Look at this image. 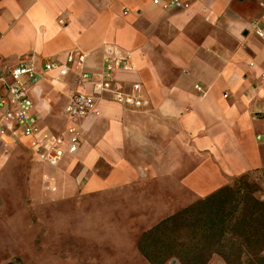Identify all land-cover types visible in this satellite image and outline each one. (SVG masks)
Masks as SVG:
<instances>
[{
	"label": "crops",
	"instance_id": "crops-1",
	"mask_svg": "<svg viewBox=\"0 0 264 264\" xmlns=\"http://www.w3.org/2000/svg\"><path fill=\"white\" fill-rule=\"evenodd\" d=\"M261 4L189 0L183 9L163 10L151 0H0V88L23 57L32 58L43 74L30 90L38 128L63 135L75 125L81 136L78 151L56 167L38 162L26 139L0 136V168L7 148L24 145L39 167V185L29 188L33 205L70 202L78 209L86 199L90 210L92 199L122 192L125 203H137L124 208L126 217L132 208L154 212L147 231L218 190L245 182L258 190L264 185V34L251 24L264 30ZM107 46L128 54V70L114 77L124 93L139 85L142 108L104 95L99 117L69 122L64 107L78 90L80 67L71 64L59 77L45 73L42 62L64 63L78 50L83 70L97 76ZM133 221L98 225L110 234L135 227ZM114 232L118 242L122 236ZM141 236H129L130 246L110 264H150L137 247Z\"/></svg>",
	"mask_w": 264,
	"mask_h": 264
},
{
	"label": "rangeland",
	"instance_id": "rangeland-1",
	"mask_svg": "<svg viewBox=\"0 0 264 264\" xmlns=\"http://www.w3.org/2000/svg\"><path fill=\"white\" fill-rule=\"evenodd\" d=\"M4 155L8 162L0 168V264H97L103 261L110 264L113 256L124 251V246H130L125 243L129 242V236H141L154 220V212H138V208H132L134 210L126 217L124 208L136 207L137 203H125L122 192L92 199L89 203L95 207L91 206L90 210L86 209V199L79 201L83 206L78 209H72L70 202L57 208L33 205L29 188L39 185V167L24 145L7 148ZM246 184L248 187L244 190H255L253 184ZM254 196L264 197V185L256 189ZM88 218L90 223L85 221ZM119 218L132 219L136 226L109 229L122 236L116 242L107 228L98 223ZM127 252L130 254V249L127 248ZM165 264L179 262L169 259ZM208 264L224 262L213 256Z\"/></svg>",
	"mask_w": 264,
	"mask_h": 264
},
{
	"label": "built area",
	"instance_id": "built-area-1",
	"mask_svg": "<svg viewBox=\"0 0 264 264\" xmlns=\"http://www.w3.org/2000/svg\"><path fill=\"white\" fill-rule=\"evenodd\" d=\"M152 4L163 10H180L187 7L189 0H151ZM264 8V4H261ZM260 22L264 24V14ZM59 24L63 21L59 20ZM259 23H252L259 36L264 30L259 29ZM85 55L81 51H71L64 63L44 60L42 70L45 73L56 71L59 77H65L70 72L71 64H78L80 72L76 74L74 83L78 90L68 99L64 107L67 120L77 121L85 118H97L100 111L97 103L104 95L109 96L113 103L139 110L143 100L139 97V85L133 84L130 93L120 90L114 74L127 71L130 58L127 53L112 46L104 49L102 71L94 76L83 70ZM35 62L30 57H23L18 65L9 73V81L3 82L0 88V136L24 138L34 158L45 165L56 167L65 155L75 154L81 145V136L75 125L67 127L65 134L54 135L48 130H40L37 118L33 113V103L30 90L42 79ZM91 88L97 96L88 94L85 90ZM196 90L201 91L199 87ZM261 136L256 139L261 140Z\"/></svg>",
	"mask_w": 264,
	"mask_h": 264
},
{
	"label": "trees",
	"instance_id": "trees-1",
	"mask_svg": "<svg viewBox=\"0 0 264 264\" xmlns=\"http://www.w3.org/2000/svg\"><path fill=\"white\" fill-rule=\"evenodd\" d=\"M241 184L160 221L142 234L139 252L150 264H208L213 256L224 264H264V197Z\"/></svg>",
	"mask_w": 264,
	"mask_h": 264
}]
</instances>
